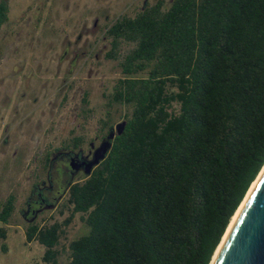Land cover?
Listing matches in <instances>:
<instances>
[{
	"label": "trees",
	"instance_id": "obj_1",
	"mask_svg": "<svg viewBox=\"0 0 264 264\" xmlns=\"http://www.w3.org/2000/svg\"><path fill=\"white\" fill-rule=\"evenodd\" d=\"M6 13L0 0V25ZM106 34L121 74L109 99L130 113L68 187V217L27 224L24 241L55 264L78 212L86 232L68 242L66 264H210L264 164V0H172L117 18ZM12 207L10 195L2 224Z\"/></svg>",
	"mask_w": 264,
	"mask_h": 264
},
{
	"label": "rangeland",
	"instance_id": "obj_2",
	"mask_svg": "<svg viewBox=\"0 0 264 264\" xmlns=\"http://www.w3.org/2000/svg\"><path fill=\"white\" fill-rule=\"evenodd\" d=\"M6 1L7 19L0 25V115L16 123L12 126L15 133L4 132L0 126V139L2 134H12L8 141L19 150L12 158L13 147L8 144L10 165L0 162V205L7 195L12 196L13 205L6 223L0 222L5 229V238L0 240V264H49L42 260V245L34 240L24 241L27 223L21 217V209L31 181L32 155L55 135L59 141L71 134L87 137L89 131H94L102 111L103 120L110 125L129 115V105L109 99L113 83L121 74L117 58H105L100 52L102 46L103 52L107 49L106 40L100 38L114 18L133 16L135 6L128 4V0ZM96 16L99 26L93 35H83L74 45L72 39L80 25L84 22L89 25ZM84 40L86 56L79 53L67 72L66 61L72 57V51L83 49ZM129 47L122 42L117 56ZM64 49H67L66 59L59 63L60 53L65 56ZM62 83L64 87L60 89ZM82 92V96L86 95L85 105L79 98ZM81 106L90 109L86 118L80 114ZM51 110L57 119L53 126L51 119L48 125L45 122ZM37 138L39 143L35 147ZM69 211L66 193L54 208L41 211L34 223L39 226L61 223ZM81 216L74 213L62 226L54 246L55 264L67 263L68 242L86 232Z\"/></svg>",
	"mask_w": 264,
	"mask_h": 264
},
{
	"label": "flooded vegetation",
	"instance_id": "obj_3",
	"mask_svg": "<svg viewBox=\"0 0 264 264\" xmlns=\"http://www.w3.org/2000/svg\"><path fill=\"white\" fill-rule=\"evenodd\" d=\"M171 2L172 0H128V4L135 6L133 16L149 8L150 6H154L158 4L160 5V9L162 10L166 9ZM6 5H7V1H6ZM119 17L114 18V20H116ZM126 17H132V16H126ZM102 18L103 20H105L107 16L104 15L102 16ZM98 19L99 17L96 16L93 18L92 22L89 25H86V22L81 24L78 31L76 32V35L72 39V43L74 45L77 44L83 35L85 36H87L88 34L93 35L94 30H96L97 26H99ZM108 26L106 27L104 32H102L100 38L101 40L103 39L106 40L105 48L107 49L104 52H103V46L100 49V52L104 53L105 58H108L106 56V53L110 48V40L106 34V30ZM94 40L93 42L95 43L96 40L95 41ZM86 48H87V42L86 40H84L83 49L80 50L76 49L72 51V57H70V59L66 61V64L68 66L66 70L67 72L70 71L69 67L72 65L75 57L79 53H80L79 55L82 57L86 56V52H87ZM64 52H65V56H62L63 53H60L59 55V59L62 58L61 60H59V63H61L66 59L67 49H64ZM61 86L62 87L60 89H63L64 83H62ZM82 94L83 92L80 93L79 98L81 100V103L85 105L86 95L82 96ZM4 100L6 101V98ZM13 111L16 113L15 107H13ZM87 111L90 112V109L86 107H82L80 109V114L83 118H86ZM54 113L55 112L53 110L47 112V117H46L47 119L45 121L46 125H48L49 123L48 120L50 119H51V125L52 126L54 125L56 119ZM0 118H1L0 124L2 123L0 125L1 130L4 132L9 131L10 133L12 132L15 133V131L12 128L14 127V124L16 122H13L12 118L10 120L5 119V117H3L2 115H0ZM121 120L123 119H120L117 122H120ZM96 122L97 125L94 128V131L92 133L89 131L90 134H88L87 137L85 135L71 134L62 141H59L57 136L55 135L53 136L51 142L42 143L39 146L38 151H36L35 154L32 155L33 166L31 167V172H32V175L30 176L31 181L23 197L22 200L23 208L21 209V217L27 224L34 223L35 219L37 218L38 214L41 211L45 209L54 208L59 203L61 198L67 193L68 187L75 182H80L81 180H83L86 176H88L91 170L99 163L101 159L98 161L97 164L88 166V163L91 161L93 157L95 148H97L103 142V140H105V136L107 135L108 131L113 130V127L117 122L113 123V125L108 124L107 120H103V111L99 119L96 120ZM55 124H57V122H55ZM9 134L7 133L2 134V138L0 139V162L4 161L5 163L10 165L11 159L18 152L19 148L9 143L8 139L12 135ZM38 143L39 140L37 138L35 139V147L38 145ZM8 144L11 146V149L13 147V152L11 156L12 158L10 160L8 154L11 149H9L8 152L7 150L9 146ZM8 196L10 195H7L5 199L2 201V203L6 200Z\"/></svg>",
	"mask_w": 264,
	"mask_h": 264
},
{
	"label": "water",
	"instance_id": "obj_4",
	"mask_svg": "<svg viewBox=\"0 0 264 264\" xmlns=\"http://www.w3.org/2000/svg\"><path fill=\"white\" fill-rule=\"evenodd\" d=\"M124 122H117L108 131L88 166L104 157L109 140L122 131ZM211 264H264V169Z\"/></svg>",
	"mask_w": 264,
	"mask_h": 264
},
{
	"label": "bare ground",
	"instance_id": "obj_5",
	"mask_svg": "<svg viewBox=\"0 0 264 264\" xmlns=\"http://www.w3.org/2000/svg\"><path fill=\"white\" fill-rule=\"evenodd\" d=\"M263 169H264V167L261 168L259 174L257 175V177L255 178V180L253 181V183H252L251 186L249 187V189H248V191H247V193H246L244 199H243L242 202L239 204V207L237 208V210L235 211V213H234L233 216L231 217V220H230V222H229V224H228V226H227V228H226V231H225L224 235L222 236V239L220 240V243L218 244V246H217V248H216V250H215V252H214V254H213V257H212V260H211L210 264L212 263V261H213L215 255L217 254V252H218L219 248L221 247V245H222V243H223V241H224V239H225L227 233L229 232L230 228L232 227L233 223L235 222V220L237 219L239 213L241 212L243 206L245 205V203H246V201H247L249 195H250L251 192L253 191V189H254V187H255V185H256V183H257V181H258V179H259V177H260V175H261V173H262V171H263Z\"/></svg>",
	"mask_w": 264,
	"mask_h": 264
}]
</instances>
